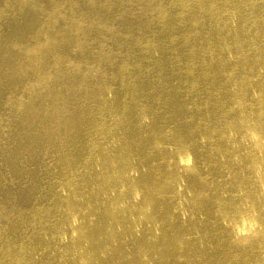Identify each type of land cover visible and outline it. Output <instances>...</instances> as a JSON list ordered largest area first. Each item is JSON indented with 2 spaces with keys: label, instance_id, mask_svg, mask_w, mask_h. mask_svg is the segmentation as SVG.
Instances as JSON below:
<instances>
[{
  "label": "bare ground",
  "instance_id": "bare-ground-1",
  "mask_svg": "<svg viewBox=\"0 0 264 264\" xmlns=\"http://www.w3.org/2000/svg\"><path fill=\"white\" fill-rule=\"evenodd\" d=\"M0 264H264V0H0Z\"/></svg>",
  "mask_w": 264,
  "mask_h": 264
}]
</instances>
